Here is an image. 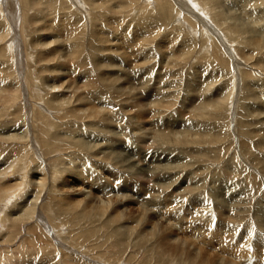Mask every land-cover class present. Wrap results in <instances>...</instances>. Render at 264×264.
Returning a JSON list of instances; mask_svg holds the SVG:
<instances>
[{
	"label": "bare ground",
	"instance_id": "bare-ground-1",
	"mask_svg": "<svg viewBox=\"0 0 264 264\" xmlns=\"http://www.w3.org/2000/svg\"><path fill=\"white\" fill-rule=\"evenodd\" d=\"M21 1L23 7L26 6L24 5L25 3H23L24 0ZM72 1L81 5L82 9L85 8L86 5L90 7L91 10H89L88 8L89 11L86 9L87 7L85 8V12L87 11L88 12L87 13L83 12L85 15L84 18H90L89 15H91L92 13L93 18L96 20L98 16H102L103 14V13L98 14L97 11L95 10V7H98L99 5L98 6L90 5L89 2H85L84 0H83L84 2H80L78 0H72ZM134 1H138V0H127L126 2L129 3V5L131 6V7L129 6L130 9L127 10L128 16L134 12V8L136 11L142 10L144 8H148V5H146L148 1H146L145 5L143 4L144 6L137 5L133 3ZM185 1L186 2H182L181 0H152L151 2L154 6L153 9H149V10H151L150 11L151 14H155L161 21L165 22L167 24L165 25L169 26V28L170 27L172 28V26H174V23H176L177 20L176 16L179 15V11H185L189 13L191 16L192 15L195 16L198 19V21L191 20L189 21V23L192 26H195L196 23H199L200 26L198 28L197 34L195 33V36L198 37L199 42L203 40L202 35H206V37H208L207 40L211 41V39L214 38L209 37L207 35L208 34L207 32L208 31L211 32L212 29L216 32L217 29V33H219L218 28L219 29L221 28V31H223V33L227 36L229 43L238 44L240 42L251 49L252 48L256 49L260 53L261 51L264 50V34L262 35L261 31H259L258 29L257 22L259 21L256 22L255 20H250L253 15L250 14L249 12H246V10L243 9L242 7L243 3L241 4V7H239L238 6L239 3H237L238 0L235 2L238 4L236 6L239 7V10H241L242 14H244V19H241L242 22L241 23L236 21L237 19L239 20V18L233 19L232 17L231 20L233 21H231L230 19H228L230 17L227 16H222L220 18L215 17L217 11L216 8L217 6L219 7L220 5H222L221 2L222 0H185ZM31 2L32 0H30V2L27 3L28 6L30 5ZM107 2L108 1L103 0V3H107ZM121 2H125V1L122 0ZM121 2H119V4H117L116 6L113 5L115 6L114 10H117L118 7H120L119 5L121 4ZM103 3H101V6H104ZM174 6H177L179 9H174ZM197 6L201 8V12L192 14L193 11L192 7H197ZM209 9H211L213 12L212 18L215 20L214 23L210 18L208 12ZM0 17L3 16H1L0 14ZM79 20L80 22H78L77 20L74 21L73 18L71 17H66L65 20H62L63 30L60 31L61 32L60 36L59 37L56 36L54 38L56 39L55 41L52 38L53 39L52 41L54 42H47L43 44L39 42L35 47H40V50H44V49L48 50L49 45L54 44V46H61L64 49L62 54L63 55L62 64H64L65 62L67 64L66 65L59 64L54 68V70L58 71L62 68V70L66 71V68L69 67L70 64L73 68L71 67L72 70L69 71V73L67 71L65 73L64 71L63 72L61 71L62 73L60 77L55 80L56 81L58 80L60 82V80L64 78L66 79L68 75L70 74L72 75L73 73V75H75L77 79L79 78L78 81L80 82V89H79L80 91L78 90L79 92L77 93V91L73 88L74 85H72L69 82L66 83L62 82L60 84H56L57 82L54 83L55 81L54 79H53L54 81L52 82H50L52 79H49V82L47 81L48 82L47 83L43 79L44 81L40 82L41 83L40 84L41 88L39 87L40 90L38 88L37 89L39 91L44 92L46 94L45 95L46 97L44 95H43L44 97H42L41 92H39L38 95L37 90H35L37 95L33 96V94L31 93L32 89L30 83L28 84V79L26 78L27 81H25V84L27 82L28 85L27 89L29 91V99H35L33 100L34 104L37 103L43 104V107L40 106L38 108L39 112H37L40 113L38 115L44 121L42 124L46 123L47 120L45 117L47 116L48 118L49 117L48 115L52 111H57L55 116L57 115L58 119L57 118L56 119L59 121V123H61V120H65L67 118L69 119L72 118L73 116L72 123H75L76 127L78 126H83V127H80L76 133H74L72 129L70 130L71 131L69 132L70 136H73L75 138L77 137L78 139L82 140V141L79 140L78 142L73 141L76 146H74L73 142L72 145L74 147H79L80 151L84 150L88 153L92 151L93 152L96 151V153L93 154V158H89V160L88 159L86 160L87 157L85 158V156H83L84 160L78 156L72 159L73 158L72 155L71 158L72 160L69 159L70 161H68L67 159L69 163L66 162L67 163L66 166H64L65 161L61 160L62 162L60 163L62 164V167H66V168H62L63 169L62 171H64L63 174L66 175L71 174L79 178L81 182L84 181L86 182L90 180L91 182L97 185L99 192L98 193L93 192L92 187H90V185L88 188H83L82 186V188H78L77 190L75 189L76 188L75 186H70L68 185L69 183H67L66 180H62L63 179L62 177L58 178L57 187L58 189H60L59 191L63 192L61 196L55 194L58 197V199H56L55 201L57 202V210L59 211L58 214L60 215V217L63 218V220L66 221L67 224H69L70 222L76 223V222L84 221L89 225H91L93 228H95L94 224L98 223V221L101 220L102 221L101 224L106 227L115 226L117 228L116 230L119 232L121 236L124 237V239H128L130 236L133 235L134 239H136L139 244L149 245L150 246L149 250H151V252H153L154 254L157 253L159 254L161 251H163L161 255L158 254L157 255L161 256V258H163L164 260L167 259L168 264H264V216L260 218L262 222L261 223L259 222V226H256L254 224V227L252 226V230L245 229L240 231L241 227H243L244 224L247 225L248 222L243 223L242 218L240 216L225 211V209L228 208L234 210L233 208L237 206V202L236 201L234 202L235 196H231V199L229 198L228 201L223 203L220 200L221 198L216 196V194L214 195L211 193V195L209 194L207 195L206 191L202 192L201 190H199L198 189L199 183L196 181L195 183H193V176L190 173L189 175L186 174L184 178H182V180L179 179L180 177L178 175L172 176L173 172H175L180 167V165H184V167H187L189 165H185L187 161H185L183 157L179 158V156H176L175 160H171V161H169L168 158V153H171L172 155L174 149L176 148L192 147L193 149H195L199 144L202 143V140L208 139L207 136H210L211 138L214 139L216 128H213L211 125L209 126L210 122L208 121V118L210 117L214 118L216 114L221 112L225 107L229 109L228 105L231 102V98H233V93L234 96L236 93L233 92L235 90V86L233 84L234 82L231 79H229L230 80L229 85H227L223 89L220 88L222 89V93L218 95L208 94L205 96V94H207L206 93L207 89L208 90L210 89L212 83L213 82L215 83L217 78H215L214 75H210V76H205L206 78L204 79L203 78L201 79L200 76L198 78L196 77L197 75H193L192 77L193 81H188V85H187L188 87L187 92L189 90V92L192 94L189 97L190 99L188 98L189 103L188 102L186 103V101H184L183 98V102L180 105H178L176 108L177 109L176 111L181 110V112L178 111V113L176 114L175 110L169 111V107H171L175 103V99H176V98L174 99V94L172 89L177 88L178 85L173 81H170V77L173 75V73L170 70H168V66H169L168 60H173L172 58L175 55H177V53H175L177 51L178 53H182L183 55L184 53L188 54L189 50L193 48V41H190L188 39L184 40V42H182L180 46L181 49H178L177 51L174 52L173 51L169 52L168 54V49H169L168 39H165L163 48L164 51L166 50L165 51L166 53L165 54L162 53V55L159 58L157 57L158 60L156 63L155 60H153L154 54L151 52L152 49L150 50L148 49L149 45L151 44L150 43L151 40L154 39L156 27L153 26V23L142 20L143 21L142 24L139 25L138 23L136 25L138 30L133 32L132 35H130L131 33H129L128 30H122V27L116 26V28H112L109 24H105L96 31V35L97 33L99 35L100 32H102V34L107 32V34L96 37L94 43H97L96 41L98 42L104 41V43L105 42L112 43L110 37L112 32L115 33L114 34L115 41L114 40L113 41L115 43L117 42L116 45L112 43V45L116 46L113 47L112 50H108V51L106 50L108 52L107 54L108 56L107 58L103 57L104 59H100L101 60L100 65H98L95 58H93L92 53L90 54V56H88V62H86V64H89L90 62L93 70L96 69L95 67H97V68H105V71L110 72L108 74L107 73L104 74L103 77L102 75H100L102 77L100 84L101 86L97 87L96 83L93 80L94 77L92 75L86 74V72L85 74H82L81 72L83 70L82 68L84 67L83 66L84 60L81 61L82 55L80 54L85 41L82 40V36H81L83 19H79ZM249 20L250 22L248 23ZM244 21H246L248 24H245ZM192 26L191 29L193 30V34H194V29L192 28ZM203 26L204 28H206V32L205 29L203 30ZM176 28L178 29V27H175V29ZM121 31H123V33ZM8 35H9L8 27L4 28V26L0 25V44L2 42H4L3 45L6 44L5 41L6 39L8 40ZM133 35L135 36L133 37ZM49 41L51 40L49 39ZM28 47L30 46L28 45ZM28 47L25 53V58L27 60H29V56L27 55V52L28 50H30L31 52L32 49L31 47H30L31 49H29ZM5 48L10 50L7 44ZM242 48L240 47L239 50L237 51V55L239 56L238 59H242L243 61L248 62L250 60V56H247L246 55L247 53L245 54ZM223 49L226 52L225 55H228L232 59L231 53L229 52L231 49L228 51L227 46H225ZM200 50L202 51V48L196 51L195 55L197 54L200 55L201 53ZM102 51L103 50H101V52ZM156 54H159V52L155 53V55ZM51 55L52 52L50 53L47 52L45 55H43V59L40 61L41 62L46 61V59L50 58ZM233 56L237 57L236 54ZM235 59L234 60L232 59L234 63L233 67L234 70H237L241 62H238V60ZM220 61L221 63L224 62L223 59H221ZM151 62H155V64H157V68H158V64L160 65V69L157 71V73L155 71L156 66H154L155 70H153ZM226 62L227 61H225V65L222 64V66H226ZM86 66L90 67L88 65ZM257 66L260 67V69H264V60L260 61ZM87 67L86 69H89ZM30 70H31V65H29V70L27 69L28 77L32 76L31 75L32 71ZM154 71L155 73H153ZM244 75H245L244 77L247 78L248 76H251V74L248 73ZM98 80H96V82ZM14 81L15 83H17L16 80ZM254 88L255 89L259 88V89H257L255 92ZM262 89H264V86L261 84L260 85L248 84L245 87L243 86L242 88L243 94L245 96L247 95V99L251 100L252 102L251 103L246 102V106H244L245 107L244 112L242 113V115L240 114L242 117L241 118L239 117V119L243 120L244 116L254 117V116L264 115V110H263L264 90L263 93L260 92L262 91ZM18 94H19L18 87H16L14 83H10L7 85L5 81H3V79L0 80V107L10 106L9 104L11 100H13L14 98L18 99L20 97V95ZM75 94H76V98L74 100L75 103L74 104L72 102V99L74 98ZM124 103H126L127 105L122 108L123 113L125 112L127 114L128 112L131 113L134 112L133 115L131 116L134 125L132 124V122L131 125L132 127H134V129L133 128L132 129L135 130V134L136 133L138 134L140 132L144 133V137L148 138V139L145 138L147 143L150 142V144H154L153 146H156V148H159L163 151V154L159 155L160 157L158 156L157 153H154L153 155H151L152 153H150V155L144 153L142 155L141 152H137L136 150H134V147L132 146L133 135L129 134L128 136L130 138L128 139L130 140H127L126 143L123 142V145H121V143L117 140L120 138V136H117V134L119 133L116 132V129L121 128L122 130L120 131L124 132L123 131L124 129L121 127L120 124L122 115L120 113H119L120 115H118L117 107H119L118 104L122 105ZM34 107L36 106L33 105V108ZM257 108H260V110H258ZM42 111H45V113L49 112V114L46 115L42 113ZM135 111L139 113L135 114ZM230 111L231 110H229V112ZM128 114L123 115V117H128L129 116ZM185 115L187 116V118L186 119L182 118L185 117ZM138 119H140V122L138 121ZM149 119L152 121L150 122ZM80 120L83 122H76ZM92 120L94 121L93 123H90L91 125H96L97 127L100 124V126L103 125L102 126L103 128H105L104 126H106L107 131L103 129L106 135L104 136L102 135L101 138L102 140L100 139L97 141L95 140L90 141L91 137H89L87 140L81 137L82 131L86 129L85 127H87L89 124V123L88 124H83V123L85 121L92 122ZM129 120L131 119L129 118ZM135 120L137 122H135ZM145 120L146 123L149 121L148 126L150 125L149 126L150 128L148 127H147L148 129H141V127L139 128V124L142 125ZM242 122L241 125L247 124L246 121L245 123ZM251 122L253 123L254 121ZM249 125L253 126L251 125V123H249ZM45 126H43V129ZM241 127L245 129L244 126ZM100 130L101 129H99V131ZM86 133H88V131ZM106 136L109 137L111 136L113 141L114 140L118 141L120 144L115 143L114 145L117 147L121 146L122 149H124L123 151L125 150L128 151V154L125 153L121 154L119 152L116 153L111 149L110 150L106 149L105 147L98 148L100 144L102 145L107 143L105 141L106 138H104ZM26 139L27 136L25 130L19 132L18 135H5V140L11 143L24 144L26 142ZM211 142H213V140ZM107 146H110V148L112 149L114 147L111 145H107ZM10 148H11L10 146L9 148L6 147V149H8L9 152L7 153V155L4 154V159L0 161L1 162L0 206L9 197H11V195L14 192H16V195L19 194V193L17 194V192H19L21 188L20 186L22 185V181H23L22 179H24V178L20 179L19 177L21 176L18 175L21 172L20 169L25 154H20V152L14 153ZM55 150H57V148ZM28 151L30 154V150ZM111 158L114 160L115 163L114 166H112L114 168H110L111 166H107L105 163L106 160L109 163ZM24 160H26V162H29V160L25 158ZM77 160L78 162L83 163L82 166L74 165V162H76ZM133 160H136V162H134ZM88 161H91L90 162L91 168L89 172H86L85 169L88 168L86 167L87 164L85 165V163H87ZM140 162L141 163L146 162L145 164L146 166L140 164V166H142L140 167L139 166ZM258 164L261 165V163ZM35 167L39 177L37 181L34 182L37 189L31 201L33 205L26 207L23 210V212H21V215L16 217V219H12L11 221H8L11 229L14 226V224H16L13 223L14 221L18 223H25L33 219L32 217L35 214L34 205L39 199L42 191L45 189V183H47L46 174L48 173L45 171V169H42L40 165H37ZM151 170L154 173V175L155 174L157 175L158 179L156 181V184H153L154 186L152 185L145 186L146 190L143 189L144 194L142 195L145 196V198L139 199L137 193L139 189H141L142 187L139 188V186L141 185L137 183L133 177H135V175L143 176V174H145L146 172H151ZM165 170H168L167 174L163 173ZM102 172H106L108 174V178L114 184L113 186L112 183L110 185L108 181L103 179L104 176L102 177L103 175ZM54 177L57 178L56 176ZM52 182L50 183L52 184ZM179 184L180 186H178ZM200 194H202V196L203 194H205V196H203L204 198H200L202 197ZM16 195L14 194V197ZM73 195L81 196V199L73 198ZM133 203L135 204L137 203L138 207L134 208V206L132 205ZM258 215H262V214L260 213ZM247 226L251 227L250 225ZM207 229L209 230V232H207ZM91 230H95V229H91ZM189 233H192L193 235L189 236L188 235ZM201 236H203L201 238L202 240L199 239ZM206 237L211 239H217V238L221 239V240L218 239L221 242V243L219 242V247L217 248L219 249V253H217L216 249L214 251L215 253H217L216 256H212L208 254L210 252L205 251L206 247L204 248V246H206L205 244L206 242L204 243V239ZM189 238L192 240H188ZM2 241H0V243ZM208 243L211 244V242ZM210 246H208V248ZM37 260H39V258ZM41 261H43V259ZM51 261H48L47 264H49V262Z\"/></svg>",
	"mask_w": 264,
	"mask_h": 264
},
{
	"label": "rangeland",
	"instance_id": "rangeland-1",
	"mask_svg": "<svg viewBox=\"0 0 264 264\" xmlns=\"http://www.w3.org/2000/svg\"><path fill=\"white\" fill-rule=\"evenodd\" d=\"M78 1L89 2L90 5H96V6L99 5L98 7H95V10L97 11L98 14L103 13L102 16H98V18L95 20L91 13V15H89L90 18H84L85 16L84 13H87L89 10H91L90 7L86 5L87 8L86 7L85 8L87 10L89 8V10L85 12V8H83L84 9L83 10L81 8V5L75 3L72 0H41V1L32 0L29 6L27 3L30 2V0L29 1L24 0L23 3H25L24 5H26L24 7L22 5L21 0H2V1L0 0V14L1 16H3L0 17V25L4 26V28L8 27L9 35H8V40L6 39L5 43L8 45L10 49L8 50L7 48H5L6 44L3 45L4 42L1 43L2 45L0 44V57H1L0 80L3 79V81H5L7 85L10 83H14L15 86L18 87L19 90L18 95H20L18 99L14 98L13 100H11L9 104L10 106L0 107V161L4 159V154L7 155V153L9 152V150L6 149V147L9 148V146L11 147L10 149L14 153L20 152V154H25L24 158L29 160V162H26V160H24L23 158L22 161V165L20 169L21 172L18 176H21L19 177L20 179L21 178L24 179H22L23 181H22V185L20 186L21 188L19 192H17V194L18 193L19 194L16 195V192H14L11 195V197H9L5 201L7 203L3 202L0 206V214H1L0 241L3 240L0 243V263L1 264H47L48 261L54 260L49 262V264H168L167 259L164 260L163 258H161V256H158L161 255L163 251H161L159 254L157 253L158 255L154 254L153 252H151V250H149L150 249L149 245L139 244L137 240L134 239L133 235L130 236L128 239H124V237L121 236L119 232L116 230L117 228L115 226L106 227L101 224L102 222L101 220H99L98 223L94 224L95 228H93L91 225H89L84 221L76 222V223L70 222L69 224H67V222L64 221L63 218H61L60 215L58 214L59 211L57 210V202L55 201L56 199H58V197L56 195L61 196L63 193L62 191H59L60 189H58L57 187L58 178L62 177L63 178L62 180H66L67 183H69L68 185L75 186L76 187L75 189L77 190L78 188H82V186L83 188H88L90 185V187H92L93 192L95 193L99 192L97 185L91 182L90 180L86 182L85 181L81 182L79 178L71 174H67V175L63 174L64 171H62L63 170L62 168H66V167H62V164L60 163L62 162L61 160H64L65 161L64 166H66L67 163H69L68 161H70L69 159L72 158V155H73L72 159L76 158L77 156L81 157V159L83 160H84L83 156H85V158L87 157L86 160L87 159L89 160V158H93V154H95L96 151L94 152L92 151L93 153L92 152L88 153L84 150L80 151L79 147H74L76 146L74 142H78L81 139L70 136L69 134V132H71L70 131L71 129L74 131V133H76L78 129L83 126L76 127L75 123H72L73 116L72 118L61 120V123H59V121L57 120L58 119L57 115L55 116L57 111H52L50 114L49 112L45 113V111H42V113L46 115L49 114L48 118L47 116L46 117L43 116L46 118L47 121L45 124H42L44 121L38 115L40 113L37 112H39L38 108L40 106L43 107V104L41 103L34 104L33 100L35 99H29L27 82L25 84L27 78L28 84L30 83L32 89L31 93L33 94V96L37 94L39 95V92H41L42 93L41 96L44 97L46 94L42 91H39L41 88L40 82H43L44 80L46 82L47 81L49 82V79H52L50 81L52 82L55 79H58L61 73L64 71L62 70V68L58 71L54 70V68L57 65L63 63L62 54L64 49L61 46H54V44L49 45L48 50L46 49L40 50V47H35V46L39 42H41L42 44L47 42H54L56 40L54 38L56 36L59 37L61 34L60 31L63 30L62 20H65L66 17H71L73 18L74 21L77 20L78 22H80L79 19H83L81 36H82V40H84L85 42L80 55H82L81 61L84 60L83 61L84 67L82 68L83 70L80 71L82 72V74H85L86 72V74L92 75L94 77L93 80L96 83L97 87L101 86L100 85L101 78L104 76V74L106 73L108 74L110 72L105 71V68H97V67H95L96 69L93 70L90 62L89 64H86V62H88V56H90V54L92 53L93 58H95L98 65H100V61H101L100 59H104L103 57L107 58L108 56L107 51L112 50L113 47H116L114 45H116L117 42L116 43L114 42L115 33L112 32L110 37L112 40L111 42L114 43V45H112V43H107V42L104 43V41L102 42L96 41L97 43H94L96 37L107 34V32H105L104 34L100 32L99 35L98 33L96 35V31L105 24H109L112 28H116V26L122 27V30H128V32L131 33L130 35H132L133 32L138 30L136 25L138 23L139 25H141L143 22L142 20L153 23V26L156 27L154 39L151 40L150 42L151 44L148 47L149 50L152 49L151 52L154 54L153 60H155L156 63L158 58L162 55V53L164 54L166 53L165 52L166 50L164 51L163 48L165 39H168V48H169L168 54L169 52L172 51L174 52L177 51L178 49H181L180 46L182 42H184V40L188 39L190 41H193V48L189 50L188 54L184 53L183 55L182 53H178L177 51L175 52L177 53V55H175L172 58L173 60H168L169 63L168 70H170L173 73V75L170 77V81H173L178 85L177 88L172 89L174 94V99L175 98L176 99H175V103L171 107H169V111H174V110L176 111L177 106L183 102V98L184 101H186V103L188 102V100L190 99L189 97L192 94L189 92V90L187 92V88H188L187 85H188V81H193L192 79L193 75H197L196 77L198 78L200 76L201 79L202 78L204 79L206 78L205 76H210V75H214L215 78H217L215 83L214 82L212 83L213 86L211 85L210 89L209 90L207 89L206 92L207 94H205V96L208 94L218 95L222 93V89L225 88L227 85H229L230 83L229 79H231L234 82L233 84L235 86V90L233 92L236 93L235 96L233 93V98H231V102L228 105L229 109L225 107L221 112L216 114L215 116L216 118L215 117L214 118L210 117L211 119L208 118V121L210 122L209 126L211 125L213 128H216L214 139L211 138L210 136H207L208 138L207 140L209 141L202 140V143L199 144L197 146L198 148L196 147L195 149H193L192 147L176 148L174 149L172 155L171 153H168V158L169 161H171V160H175L176 156H179V158L183 157V159L187 161L185 165H189L187 167H184V165H180V167L175 172H173L172 176L178 175L180 177L179 179L182 180V178H184L186 174L189 175L190 173L193 176V183H195V181L199 183V188H198L199 190H201L202 192L206 191L207 195L208 194L211 195V193L214 195L216 194V196L221 198L220 200L223 203L228 201L229 198L231 199V196H235L234 202L235 201L237 202V206L233 208L234 210H232L231 208L228 209L224 208V209L225 211H228L231 214L233 213L234 215L236 214L237 216H240L242 218L243 223L248 222L247 225L251 226L248 227L247 225L244 224V226L241 227L240 231L245 229L252 230V226L254 227V224L256 226H259V222L260 223L262 222L260 218L264 216V166H262L264 165V128H263L264 115H259L254 117L244 116L245 118V119L243 118L244 121L242 119H239V117L240 118L242 117L241 115L244 112L245 109L244 106H246V102L247 103L252 102L251 100L247 99V95L245 96L243 94V90H242L243 86L245 87L248 84H255V85L261 84L264 86V69H260V67L257 66L260 61L264 60V50L261 51L260 53L256 49L253 48L251 49L240 42L238 44L229 43L227 36L223 33V31H221V28L220 29L218 28L219 33H217V29L216 32L213 29H212L213 32L212 31L207 32L208 33L207 35L209 37L214 38L211 39V41L207 40L208 37H206V35H202L203 40L199 42L198 37L195 36V33L197 34L198 28L200 26L199 23H196L195 26H192L189 23V21L191 20L198 21V19L195 16L193 15L191 16L189 13L185 11H179V15L176 16L177 19L176 23H174V26H172V28L171 27L169 28V26H166L167 24L161 21L155 14H151L150 12L151 10L149 9H153L154 6L151 2L152 0L134 1L133 3L141 6H144L146 1H148L146 4L148 5V8H144L139 11H136L134 8V12H133L134 14L132 13L129 16L127 15L128 14L127 10H129L131 6L129 5V3H126L127 0H123L125 2H121L122 0L121 1L106 0L108 1L107 3H103V0H84V1L78 0ZM181 1L186 2L185 0H181ZM236 1L237 0H222L221 1L222 5H220L219 7L217 6L216 8L217 11L215 17L220 18L222 16H227L230 17L228 18L230 20L232 19V17L233 19L239 18V20L237 19L236 21L241 22V19H244V14H242L241 10H239V7H241V4L243 3L242 4L243 9L246 10V12H249L250 14L253 15L251 19L250 18L249 19L255 20L256 22L259 21L257 22L258 29L259 31H261V34L263 35L264 34V0H238L237 3H239V5L235 3ZM119 2H121V4L119 5L120 7H118L117 10H114L115 6L119 4ZM101 3H103L104 6H101ZM236 5H238L239 7ZM198 7L199 6L192 7L193 9L192 14L201 12V8ZM174 9H179V8L177 6H174ZM208 12L212 22L214 23L215 20L212 18V14H213L212 10L209 9ZM250 20L248 21V23L250 22ZM244 23L248 24L246 21H244ZM191 26L194 29V34H193V30L191 29ZM175 27H178V29L176 28L177 29L176 30ZM204 29L206 32V28H204L203 26V30ZM121 32L123 33V31ZM134 36L135 35H133V37ZM52 38L54 39V41H52L53 40ZM49 39L51 41H49ZM28 45L32 49L28 47ZM225 46H227L228 51L231 49L229 52L231 53L232 59L234 60L236 58L235 60L241 62L237 70H234L233 60L228 55H225L226 52L223 49ZM27 47L31 49V52L30 50H28L27 52V55L29 56V60L25 58ZM240 47L241 48L244 47L242 48L243 51L245 52V54L247 53L246 54L247 56H250V60L248 62H245L242 59H238L239 56L237 55V51L239 50ZM153 48L155 49V51ZM200 48H202V51L200 50L201 51L200 55L199 54L195 55L196 51H198ZM38 50L41 52H39ZM101 50L103 51L101 52ZM47 52L49 53L52 52L53 56L51 55L50 58L46 59V61L41 62L40 60L43 59V55H45ZM158 52L159 54L155 55V53ZM234 53L236 54L237 57L233 56L235 55ZM221 59H223L224 62L221 63L220 61ZM225 61H227L226 66H222V64L225 65ZM155 62H151V64H152V69L153 70L156 69L155 71L157 73V71L160 69V65L158 64V68H157V64H155ZM66 64L67 63L65 62L62 65H66ZM29 65H31V70H30L32 71L31 77L27 76V69L29 70ZM86 65L90 67H87ZM154 66H156L155 69ZM71 67L72 66L70 64L69 67L66 68V71L68 73L69 71L72 70L73 67L72 68ZM86 67L89 69H86ZM66 71H64V73ZM155 71L153 73H155ZM247 73L251 74V76H248V78L244 77L245 76L244 74ZM100 75H102V77ZM12 79L16 80L17 83H15V81ZM78 79L72 73V75L71 74L68 75L66 79L64 78L60 80V82L58 80L57 81L55 80L54 83L57 82L56 84H60L62 82L63 83L69 82L72 85H74L73 88L78 93L80 91L79 90L80 82L78 81ZM95 79L98 80L99 82L98 81L96 82ZM257 89L254 88L255 92ZM35 90L38 91L37 94ZM263 90L264 89H262V91L260 92L263 93ZM75 98H76V94L72 99L73 103ZM33 105L36 107L33 108ZM126 105H127L126 103L122 105L118 104L119 107H117L118 115L120 114L122 115L120 124L121 127L124 129L123 130L124 132L120 131L122 130L121 128L116 129V132L119 133L117 134V136H120V138L118 137L119 139L117 140L121 143V145H123V142L126 143L127 140H130L128 139L130 138L128 136L130 134L133 135L132 146L134 147V150H136L137 152H141L142 155L144 153L148 155H150V153H152L151 155L157 153L158 156L160 154H163V151L161 149L156 148V146H153L154 144H150V142L147 143L146 139L148 138L144 137V133L140 132L138 134L137 133L135 134V130H133L134 127H132L131 125L132 122L131 116L133 115L134 112L133 113L128 112L129 114L127 113L129 115L128 117L131 120H129L128 117H123V115H127L125 112L124 113L122 112V108ZM257 109L260 110V108ZM229 110L231 111L229 112ZM178 111L181 112V110ZM178 111H176V114L178 113ZM136 113L139 112L135 111V114ZM182 118L186 119L187 116L185 115V117ZM93 121L94 120H92V122L85 121L83 123V124L89 123L88 126L85 127L86 129L82 131L81 137L83 139L87 140L89 137H91L90 141L92 140L97 141L102 138V135L103 136L106 135V133H104L103 130V129L106 130V126H104L105 128H103L102 127L103 125L100 126L99 124L96 127V125L90 124L93 123ZM138 121L140 122V119H138ZM149 121L151 122L152 120L149 119ZM149 121L146 123L145 120L142 125L139 124V128L140 127L141 129L150 128L149 127L150 125L148 126ZM242 121L244 123L246 121L247 124L241 125ZM251 121H254L255 123L254 122L252 123ZM76 122H83V121L80 120ZM135 122L137 121L135 120ZM249 123H251V125L253 126H250ZM43 126H45L44 129ZM241 126H244L245 129ZM88 129L90 130L91 133L89 132ZM99 129L101 130L99 131ZM23 130H25L26 132L27 139L24 144L19 143L21 146L18 143H11L5 140V135H18L19 132ZM87 131L88 133H86ZM96 131L99 133H97ZM104 138H106L105 141L107 143L105 142L106 144H102V145L100 144L98 148L105 147L106 149L109 150L111 149L116 153L119 152L121 154L122 153L128 154V151L126 150L123 151L124 149H122L121 146L117 147L114 145L115 143L116 144H120V143L115 140L113 141L111 136L110 137L106 136ZM109 138L112 140H110ZM210 139L211 141L213 140V142H211ZM72 142L74 146L72 145ZM107 145L114 146L115 148L113 147L112 149L110 148V146ZM56 148L57 150H55ZM28 150H30V154ZM133 161L136 162V160ZM90 162L91 161L85 163V165L87 164L86 167L88 168L85 169L86 172L90 171L91 168ZM257 162L261 163V165L258 164ZM105 163L107 166H111L110 168H114L112 166H114L115 163L112 158L109 161V163L107 162V160L105 161ZM82 164L83 163L78 162V160L74 162L75 166L78 165L82 166ZM140 164L146 166L145 165L146 162H142V163L140 162L139 166ZM37 165H40L42 169H45V171L48 174H46L47 183H45V189L42 191L39 199L34 205L35 214L32 217L33 219L25 223H18L14 221L13 223L16 224H14V226L11 229L8 221H11L12 219H16V217L21 215V212H23V210L26 207L33 205L31 201L37 189L34 182L37 181L39 177L35 167ZM102 173H103V175L101 174L102 177L104 176L103 179L108 181L110 185L112 183L113 186L114 184L108 178V174L106 172H102ZM152 173L153 172L151 170V172H146L145 174H143V176L135 175V177H133L134 180L141 185L139 186V188L142 187L141 189H139L137 193L139 199L145 198V196H142L144 194V190H146L145 186H151V185L154 186L153 184H156V181L158 179L157 175L156 174L154 175V173L153 174ZM163 173L167 174L168 170H165ZM52 175L56 176L57 178H55ZM50 182H52V184ZM178 186H180V184ZM14 194L16 195L15 197ZM200 195L202 196V194ZM203 196H205V194H203ZM203 196L200 198H204ZM73 198L81 199V196L73 195ZM132 205L134 206V208L138 207L137 203L136 204L133 203ZM260 213L262 215H258ZM85 225H87L88 227ZM91 229H95V230H91ZM207 232H209L208 229ZM188 235L191 236L193 234L189 233ZM202 237L203 236H201L199 239H201ZM206 238L204 239V243L206 242L205 243L206 246L203 245L204 248L206 247L205 251L210 252L208 254L212 256H216V254L219 253V249L217 248L219 247V242H220L219 240L221 239L220 238L211 239L208 237ZM188 240H192V239L189 238ZM208 242H211V244H209ZM208 246L210 247L208 248ZM215 249L217 253L214 252ZM38 258L39 260H37ZM42 259L43 261H41Z\"/></svg>",
	"mask_w": 264,
	"mask_h": 264
}]
</instances>
